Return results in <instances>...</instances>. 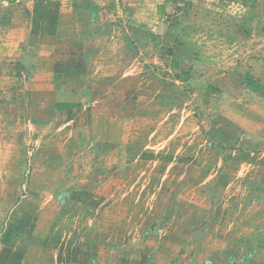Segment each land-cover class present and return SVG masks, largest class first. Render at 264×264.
Segmentation results:
<instances>
[{"label": "rangeland", "instance_id": "rangeland-1", "mask_svg": "<svg viewBox=\"0 0 264 264\" xmlns=\"http://www.w3.org/2000/svg\"><path fill=\"white\" fill-rule=\"evenodd\" d=\"M49 1L0 52V264H264V0ZM49 47L73 126L36 125Z\"/></svg>", "mask_w": 264, "mask_h": 264}, {"label": "crops", "instance_id": "crops-1", "mask_svg": "<svg viewBox=\"0 0 264 264\" xmlns=\"http://www.w3.org/2000/svg\"><path fill=\"white\" fill-rule=\"evenodd\" d=\"M27 4L22 5H11L10 11L7 13H3L0 11V33L4 32L2 37L0 38V52L7 56L8 58L12 57V60L14 61V70L15 72H12L15 74L17 79H20L21 77L25 76V68H28L29 66L25 63L26 59L25 56H23L24 52H26V46L27 43L29 44V39L31 34H37L39 29H36L34 32L31 31V24L33 20V8H34V1L30 0L25 2ZM30 3V4H28ZM19 15V23H17V26H15V21L18 20ZM50 25H48V29H43L42 32L45 33L46 36H52L54 37L55 34H57L56 29V21L55 17L52 19V21H48ZM33 32V33H32ZM25 46V47H24ZM25 48V49H24ZM51 48L44 49L43 55H44V64H41L39 67L37 65V61L34 60L32 64L36 66V68L32 71V76L30 80L28 81V88L30 90H34V92L41 93L42 95L49 96L48 97V110L45 114H49L50 117L48 119H45V121H39L36 122V124L39 128L46 127V126H52L55 128H59L61 125V119L63 118L64 124L63 126H73L76 123H78V119H76V115H85L86 109L84 107H72L70 109L65 110H58L57 105L61 104L62 102L55 101L56 98V92L55 89V83H54V68H55V58L53 54L50 52ZM50 52V53H49ZM32 62V61H31ZM7 64H5L6 66ZM4 66V65H3ZM4 66V67H5ZM25 72V73H24ZM9 76V75H8ZM51 95V96H50ZM72 104V103H71ZM74 104V103H73ZM51 108L54 110L51 111ZM52 112V113H51ZM53 116V117H52ZM50 121L48 122V120ZM47 120V121H46ZM61 128V127H60ZM92 154V153H91ZM93 156V155H92ZM95 158V157H94ZM96 159V158H95ZM81 182V180L79 181ZM73 189L78 187H72ZM68 190V188L66 189ZM81 193V192H80ZM83 194V193H82ZM81 195V194H80ZM52 221L50 222V224ZM49 237H54L55 244L57 246H60L61 244L58 242L60 236L62 235V231L54 230L50 231L48 233ZM75 236V235H74ZM58 237V238H57ZM63 240V239H62ZM25 243L19 242L17 244V250L20 254V262H24V256L28 253L27 251H33V248H28ZM43 249V248H42ZM72 250V248H70ZM39 256L41 261H47L48 258L42 255L40 253ZM51 256V255H50ZM49 256V260L51 264H61L59 260V256L57 257L55 254H53L51 257Z\"/></svg>", "mask_w": 264, "mask_h": 264}, {"label": "trees", "instance_id": "trees-1", "mask_svg": "<svg viewBox=\"0 0 264 264\" xmlns=\"http://www.w3.org/2000/svg\"><path fill=\"white\" fill-rule=\"evenodd\" d=\"M4 1L9 2V3H21V2H27V1H30V0H0V2H4ZM33 1H34V8H33L32 24H33V21H37L38 19L41 20V21H43L45 19L47 20L49 18L48 17L49 15H48L47 12H44L45 10L42 9L40 6H41L42 3H44L46 5H54V4L50 3L49 0H33ZM8 11H10V10H4L3 13H7ZM49 19H52V17L49 18ZM33 28H34V25H33ZM79 105H80L79 103H74V104L73 103L72 104L71 103H61V104L57 105V109L58 110H65L67 108L70 109L72 107H77Z\"/></svg>", "mask_w": 264, "mask_h": 264}]
</instances>
